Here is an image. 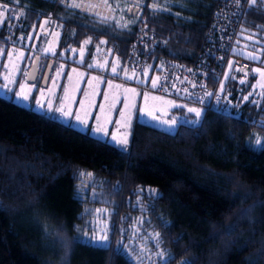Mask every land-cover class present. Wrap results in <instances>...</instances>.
I'll list each match as a JSON object with an SVG mask.
<instances>
[{"label": "trees", "instance_id": "16d2710c", "mask_svg": "<svg viewBox=\"0 0 264 264\" xmlns=\"http://www.w3.org/2000/svg\"><path fill=\"white\" fill-rule=\"evenodd\" d=\"M213 1H192L176 21L147 17L173 29L149 54L150 73L168 58L192 61ZM12 6L13 38L47 17ZM137 22L107 34L121 63ZM59 25L58 47L90 32ZM249 35L261 40L264 58V0L245 4L235 38ZM252 81L251 73L242 82L228 77L234 116L201 109L197 123L173 131L135 120L126 151L0 96V264H264V147L246 144L252 131L264 136V92L242 98ZM95 207L106 211L102 246L82 235L91 233Z\"/></svg>", "mask_w": 264, "mask_h": 264}, {"label": "rangeland", "instance_id": "374dc122", "mask_svg": "<svg viewBox=\"0 0 264 264\" xmlns=\"http://www.w3.org/2000/svg\"><path fill=\"white\" fill-rule=\"evenodd\" d=\"M8 8L12 9L9 5ZM10 15L11 12H7L2 23L5 31L8 22L11 20L6 17ZM46 21L47 23H45ZM5 31L0 34V38ZM23 34L25 37L20 42L21 44L5 45L4 41L0 39V50H2L0 51V96L2 97L10 98L17 104L51 115L78 130L87 131L90 135L106 139L115 145L120 144L119 141L121 140H127L131 124L135 120L143 121L166 131H173L177 123L194 124L193 121L197 119L195 114L192 117H187L181 113H171V107L183 104L173 100L174 103H172L165 97L157 96L152 87L154 77L148 82L147 89L136 90V92L126 91L135 89L130 84L132 83L133 72L126 71V73H122L123 78L120 76L111 79L113 67L117 68L115 75L118 76V61L112 54L110 47L107 48V43H101L104 41L102 38L96 45L91 46V53L93 54H90L89 58L86 53L87 44H85V41L88 40L87 37L81 39L77 46L67 44L58 47L59 24L52 18L43 17L36 27L31 26L27 32L23 29ZM29 35H31V39L28 38ZM19 44L20 46H18ZM261 48V40L254 35L235 38L230 48L231 53L252 62L250 70L253 75L251 89L242 97H247L251 101H258L264 92V87L261 86L264 85V77L259 72L254 71L258 68L264 70ZM35 54L38 57L49 55L53 59V65L44 86L24 80L25 71ZM249 54L255 55L259 59L252 60L249 58ZM90 64L94 66L88 67ZM98 65H103V67ZM146 69L149 67L146 66ZM154 73L151 74L154 75ZM126 75L129 77L128 79H125ZM20 91L28 94L29 100L25 101L16 97L15 93ZM37 101L44 107L38 105ZM49 101H51L53 109L62 108L72 115L64 116L60 112L48 111L47 104ZM145 110L152 115H148ZM233 114L236 112L233 111ZM77 116L80 117V121L86 123L77 121ZM153 116L158 117V119H153ZM172 118L177 120L174 126L163 123V121ZM97 128H101L103 131L97 132L95 130ZM257 137L261 139L262 143L264 142L263 135L252 131L246 138V144L250 147L260 146L256 143ZM90 223L91 233L82 232V235L90 238L108 234L105 209L95 207Z\"/></svg>", "mask_w": 264, "mask_h": 264}, {"label": "built area", "instance_id": "2783aa9c", "mask_svg": "<svg viewBox=\"0 0 264 264\" xmlns=\"http://www.w3.org/2000/svg\"><path fill=\"white\" fill-rule=\"evenodd\" d=\"M245 4L246 0H240L239 6L236 0H214L192 61L184 62L176 58L163 61L155 73L157 87L153 88V92L185 106L236 115L231 110L233 100L224 94V90L228 77L242 82L251 70L252 62L230 52ZM0 5L8 7L1 0ZM16 21L17 18L11 19L7 24L1 37L5 44L12 41ZM172 30L171 26L149 24L145 17H140L121 66L137 74L143 72L149 54L165 47ZM137 88L143 89L139 85ZM118 147L126 151L128 145Z\"/></svg>", "mask_w": 264, "mask_h": 264}, {"label": "flooded vegetation", "instance_id": "af4514ba", "mask_svg": "<svg viewBox=\"0 0 264 264\" xmlns=\"http://www.w3.org/2000/svg\"><path fill=\"white\" fill-rule=\"evenodd\" d=\"M192 1L195 0H136V2H133V0H107L106 6L105 0H18V2L12 0V2H7V4L10 6L12 4V7H17L18 9L27 8L32 11L47 12L49 13L47 14L49 18H52V14H56L57 18L54 17L52 19L54 21L57 20L58 22H56L62 24L63 27L89 30L90 32L83 37H87V41H90L86 46L88 48L90 43L96 45L100 38L107 43V34L129 27L140 17H145L146 19L148 17L154 20L156 18H171L174 21L188 17ZM74 2L81 4L82 7H72L71 5ZM154 4L157 5L156 10L153 8ZM85 5H95V7L85 10L83 7ZM129 9L132 10L129 11ZM101 17H108V20L105 22ZM121 25L127 26L122 27ZM93 33H98V36L92 38ZM80 41L77 45L80 44ZM87 52L89 55L93 54L91 49L86 50ZM42 57H38L37 66L39 71H43L46 64L52 62L49 57ZM42 60L44 62L41 66Z\"/></svg>", "mask_w": 264, "mask_h": 264}, {"label": "snow or ice", "instance_id": "6c2138e0", "mask_svg": "<svg viewBox=\"0 0 264 264\" xmlns=\"http://www.w3.org/2000/svg\"><path fill=\"white\" fill-rule=\"evenodd\" d=\"M10 2H12V0H10ZM15 2H18V0H15ZM133 2H136V0H133ZM246 2H247V0H246ZM251 3H255V0H251ZM236 4L239 6V4H240V0H236ZM105 5L107 6V0H105ZM72 7H76V8H80V7H82V5L81 4H78V3H73L72 5H71ZM84 7V9L85 10H87L88 8H94L95 7V5H85V6H83ZM117 7H119V5H117ZM153 8H154V10H156L157 9V5H153ZM132 9H129V11H131ZM159 10H163V9H159ZM6 12H11L12 13V15H10V16H8V17H6L7 19H16L17 17H16V14H15V12H14V10L13 9H9L7 6H3V5H0V25H2V23H3V19L5 18V13ZM24 15V13L23 12H21L20 13V16H23ZM101 19L103 20V21H107L108 20V17H101ZM45 23H47V21L45 22ZM122 27H126L127 25H121ZM29 39H31V35H29V37H28ZM90 41H85V44H87V43H89ZM101 43H106V42H104V41H102ZM0 51H2V50H0ZM249 58L250 59H252V60H256V59H259V57H257V56H255V55H251V54H249ZM94 65H88V67H93ZM99 67H103V65H98ZM62 67V66H61ZM73 71H75V69H73ZM112 71H113V74H116L117 73V68H115V67H113V69H112ZM254 71H256V72H259L260 74H261V76L262 77H264V70H262V69H255ZM59 74V73H58ZM129 77H127V75L125 76V79H128ZM6 79H7V77H6ZM14 82V81H13ZM139 82H141V83H143V81H139ZM262 87H264V85H261ZM5 87H7L6 85H5ZM152 87L153 88H155V87H157V80L156 79H153L152 80ZM126 91H131V92H136V89H128V90H126ZM206 95H208V96H212V95H214V93H206ZM15 96L16 97H18V98H21V99H23V100H25V101H27V100H29V95L28 94H25L23 91H20V92H16L15 93ZM145 96H146V94H145ZM244 99H247V97H245ZM37 104L38 105H40V102L39 101H37ZM41 107H44V105H40ZM174 106H176V107H187V106H180V105H174ZM47 110L48 111H55V112H60V113H62L64 116H71L72 115V113H70V112H66V111H64L62 108H55V109H53V107H52V104H51V101H49L48 102V104H47ZM146 112H147V110H145ZM187 111L189 112V113H194L195 114V117L197 118L196 120H194L193 121V123H196V122H198V120L202 117V111H201V109H199V108H196V107H191V108H187ZM147 114L148 115H152V113H150V112H147ZM153 119H158V117H155V116H153ZM76 120L77 121H80V117L79 116H77L76 117ZM81 123H86V122H84V121H80ZM163 123H166V124H169L170 126H174L176 123H177V120L175 119V118H172L171 120H166V121H163ZM97 132H101V131H103L101 128H97V129H95ZM113 139H115V137H113ZM119 143H120V145L121 146H124V145H126L127 143H128V141L126 140V139H124V140H121V141H119ZM256 143L258 144V145H261L262 147H264V144H262V142H261V139L259 138V137H257L256 138ZM155 237L157 238V240L159 239V233H156L155 234ZM61 240H62V242L64 243V245H65V248H67L68 247V244H69V241H67V240H63V238H60ZM108 239H109V237L107 236V235H102V236H99V237H90L89 238V243L90 244H92V243H95V244H97V245H103V244H105L107 241H108ZM161 256H163V254L161 253L160 254ZM182 264H192V262L191 261H185V262H182Z\"/></svg>", "mask_w": 264, "mask_h": 264}, {"label": "crops", "instance_id": "0c3cea01", "mask_svg": "<svg viewBox=\"0 0 264 264\" xmlns=\"http://www.w3.org/2000/svg\"><path fill=\"white\" fill-rule=\"evenodd\" d=\"M17 37L15 38H13V36H12V41H11V43H9V44H12V45H14V44H18V43H20V42H22V40H24V37H25V35L23 34V33H19V34H17L16 35ZM4 43V42H3ZM5 44V43H4ZM21 44V43H20ZM20 44L18 45V46H20ZM5 45H8V44H5ZM88 54V53H87ZM112 54L113 55H115L113 52H112ZM89 55V54H88ZM40 56H48L51 60H52V64H51V66L53 65V59L51 58V56H49V55H40ZM90 56L91 55H89V58H90ZM115 57H116V55H115ZM117 58V57H116ZM117 61H118V76L117 75H115V74H113L112 75V77H111V79H116V78H119L120 76H122V73H126V71L127 72H129V70H126V69H124L122 66H121V62L118 60V58H117ZM50 70H51V67H50ZM50 70H49V72H50ZM49 72H48V75H49ZM131 72V71H130ZM95 74H96V72H94ZM132 73V72H131ZM156 73V72H155ZM154 73V75H152L150 72H149V69H146L145 68V70L143 71V72H141V73H139V74H137V73H134L133 72V76H132V83H130V82H126V83H130V84H132L133 85V87L137 90V91H142V90H145V89H147L148 87H143V84L144 83H146V82H149L150 80H151V78H155L156 77V74ZM99 75V74H98ZM122 78H123V76H122ZM139 81H143V83H141V82H139ZM141 83V84H140ZM137 85H139V86H141L143 89H138L137 88ZM158 96V95H157ZM160 97H163V96H160ZM165 99H166V97H165ZM167 100L168 101H170V102H172V103H174L171 99H169V98H167ZM177 105H180V104H177ZM180 106H182V105H180ZM191 107H196V106H187V107H176V106H173V107H171L170 108V112L171 113H181L178 109L179 108H182L183 109V112L181 113V114H184L185 116H187V117H192V116H194V113H189L188 111H187V109L186 108H191ZM196 108H199V107H196ZM199 109H201V108H199ZM132 125V124H131ZM130 129H131V127H130ZM129 135H130V131H129ZM129 135H128V137H127V141L129 140ZM115 145V144H114ZM120 144H116V146H119Z\"/></svg>", "mask_w": 264, "mask_h": 264}, {"label": "water", "instance_id": "95a60500", "mask_svg": "<svg viewBox=\"0 0 264 264\" xmlns=\"http://www.w3.org/2000/svg\"><path fill=\"white\" fill-rule=\"evenodd\" d=\"M37 62H38V55H34L29 66L27 67L25 74H24V80L27 82H34L37 83L41 86H44L48 77V72L50 70V66L52 64V62H50V64H46V66L44 67L43 71H39L38 70V66H37ZM43 60L41 61V66L43 65Z\"/></svg>", "mask_w": 264, "mask_h": 264}, {"label": "bare ground", "instance_id": "6f19581e", "mask_svg": "<svg viewBox=\"0 0 264 264\" xmlns=\"http://www.w3.org/2000/svg\"><path fill=\"white\" fill-rule=\"evenodd\" d=\"M19 19V18H18Z\"/></svg>", "mask_w": 264, "mask_h": 264}]
</instances>
